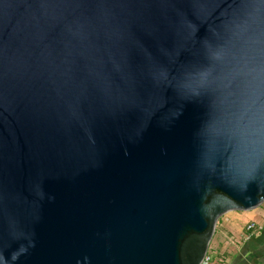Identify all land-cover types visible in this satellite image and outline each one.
Instances as JSON below:
<instances>
[{
    "label": "water",
    "instance_id": "obj_1",
    "mask_svg": "<svg viewBox=\"0 0 264 264\" xmlns=\"http://www.w3.org/2000/svg\"><path fill=\"white\" fill-rule=\"evenodd\" d=\"M264 203V0H0V264H201Z\"/></svg>",
    "mask_w": 264,
    "mask_h": 264
},
{
    "label": "crops",
    "instance_id": "obj_2",
    "mask_svg": "<svg viewBox=\"0 0 264 264\" xmlns=\"http://www.w3.org/2000/svg\"><path fill=\"white\" fill-rule=\"evenodd\" d=\"M240 220L243 227L238 226ZM255 221L262 229L250 235L246 232L248 222ZM238 242H231V237ZM208 252L212 257L210 264H264V204L249 211H238L232 215L220 217L216 223Z\"/></svg>",
    "mask_w": 264,
    "mask_h": 264
},
{
    "label": "built area",
    "instance_id": "obj_3",
    "mask_svg": "<svg viewBox=\"0 0 264 264\" xmlns=\"http://www.w3.org/2000/svg\"><path fill=\"white\" fill-rule=\"evenodd\" d=\"M262 225L260 223H256L255 221L248 222L245 226L246 232L243 234L242 238L247 239L251 234L260 231L262 229ZM231 242H238L235 237L231 238ZM212 261V257L210 253L207 251L205 254L201 264H210Z\"/></svg>",
    "mask_w": 264,
    "mask_h": 264
},
{
    "label": "rangeland",
    "instance_id": "obj_4",
    "mask_svg": "<svg viewBox=\"0 0 264 264\" xmlns=\"http://www.w3.org/2000/svg\"><path fill=\"white\" fill-rule=\"evenodd\" d=\"M264 204V203H263ZM262 204V205H263ZM238 211H236V213H237ZM235 213V211H231V212H228V213H226V214H224L223 216H225V215H228V216H232L233 214ZM223 216H221V217H223ZM243 225H244V221L243 220H240L239 222H238V226L239 227H243ZM234 237V236H233ZM232 238V237H231Z\"/></svg>",
    "mask_w": 264,
    "mask_h": 264
}]
</instances>
